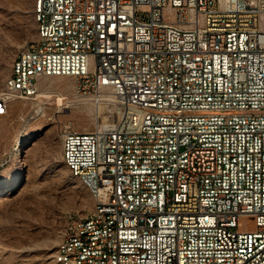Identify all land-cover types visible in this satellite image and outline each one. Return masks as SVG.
Returning a JSON list of instances; mask_svg holds the SVG:
<instances>
[{"label":"built area","instance_id":"built-area-1","mask_svg":"<svg viewBox=\"0 0 264 264\" xmlns=\"http://www.w3.org/2000/svg\"><path fill=\"white\" fill-rule=\"evenodd\" d=\"M40 7L0 115L52 77L118 108L112 124L63 130L62 158L95 191L65 261L264 264V0Z\"/></svg>","mask_w":264,"mask_h":264},{"label":"rangeland","instance_id":"rangeland-1","mask_svg":"<svg viewBox=\"0 0 264 264\" xmlns=\"http://www.w3.org/2000/svg\"><path fill=\"white\" fill-rule=\"evenodd\" d=\"M36 36L34 0H0V96L14 59ZM74 83L42 79L39 96L15 99L0 115V264H58L68 227L94 208L93 193L63 161L62 133L112 124L118 108L77 95Z\"/></svg>","mask_w":264,"mask_h":264},{"label":"bare ground","instance_id":"bare-ground-1","mask_svg":"<svg viewBox=\"0 0 264 264\" xmlns=\"http://www.w3.org/2000/svg\"><path fill=\"white\" fill-rule=\"evenodd\" d=\"M40 3H41V0H34V20H35V23H36V26H37V32H38V27H40V23H41V7H40ZM22 52H24V50ZM22 52H20L16 56V58L14 59V61L12 63L9 82L11 81V78H12V70H18L19 61H20V57L22 56ZM9 82H8V87H9ZM62 100H63V98L61 96H59L57 98L58 104H61ZM63 153H64V143H63V148H62V154ZM63 161H64L66 167L69 169L71 175L73 177L79 178L80 181L93 193V195L95 197V191L93 189V186H92L91 183H89V181L86 180V177L83 176L82 174H78L76 172V170L74 169L73 163H69L68 160H64V159H63ZM90 212H95V204H94V208ZM71 233H72V225H70L68 227V230L66 231V233L62 237L60 243L58 244L56 253L54 255V260L58 264H70V262L65 261V259H64V251H63V249H64V247H66L68 245L69 240L71 238Z\"/></svg>","mask_w":264,"mask_h":264}]
</instances>
